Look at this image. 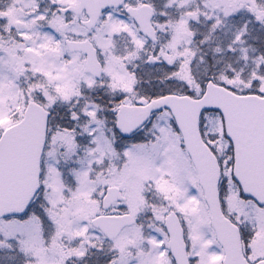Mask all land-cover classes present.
I'll return each instance as SVG.
<instances>
[{
	"label": "rangeland",
	"instance_id": "obj_1",
	"mask_svg": "<svg viewBox=\"0 0 264 264\" xmlns=\"http://www.w3.org/2000/svg\"><path fill=\"white\" fill-rule=\"evenodd\" d=\"M191 1L194 0H147L154 9V23L162 35L161 40L167 37L164 39L167 42L164 49L167 55L166 63L171 64V60L181 58L186 65L192 66L190 71L182 70L179 77L190 89H196V96L208 77L214 79L218 73H223L222 75L229 73L227 78L219 76L217 79L232 91L237 90L241 93L258 89L263 95L264 55L259 53L262 34L257 30L254 21L250 17H244L243 26L237 30L218 23V17L232 13L233 6L239 1L250 4L253 0L227 2L202 0L204 11L210 12L211 17L201 12L194 19L201 18L203 21L212 20L218 23L214 24L218 37L217 48L213 51V68L206 64L205 58L197 57L196 47L193 48L188 26L190 17L187 15L192 10L188 11ZM12 2L5 12V33L8 36L0 42L5 52V54L0 52V135L5 129L20 121L25 105L30 101L32 88L28 82L23 90L19 87L22 69L28 71L30 76L45 75L50 86L56 90L53 92H58L54 95L57 99L62 97V101L66 100L72 90L69 70L63 67V64H56L52 59L54 52L60 55L62 52L58 31L61 19L45 12L26 16L25 13L30 8L37 10L40 3L43 4L45 0ZM236 7L237 5L235 10ZM167 13H172L175 18V22L170 26L162 23ZM118 18L110 16L107 27L98 33L101 39L105 34L113 35L123 29L130 35H136L130 23L126 21L123 23L122 19ZM10 29L23 40L16 41L15 44L14 37L9 33ZM209 36H212V33ZM206 43L202 40V44ZM108 44L109 42H101L103 46ZM179 49L182 51L181 54L177 53ZM7 53L17 56L14 68ZM226 63L229 66L227 72L224 69ZM108 64L107 74H110L111 80H115L116 84H120L117 80L123 79L113 74L118 75L121 71L115 62L109 61ZM148 71L151 75L153 68L148 67ZM36 92L42 93L44 101L48 103L46 94L49 91L37 86ZM85 109L84 113L88 116L89 122L98 131L92 139L93 148L85 156H77L76 142L71 147L69 139L65 138L67 144L61 139L64 137L53 136L49 144V149L55 144L65 145L62 147L64 154L59 155L48 150L45 159L48 170V181L45 184L49 190L46 196L47 205L53 212L55 205L62 203L65 205L59 214L52 216L48 214L53 225V233L47 235L49 241L43 238L40 221L32 216L36 212L33 209L32 215L30 214L23 223H0V251L9 252L14 249L15 253L23 258L22 264H65L71 257L76 263L89 264L87 254L89 249H101L105 242L104 237L90 225V221L97 214V203L93 200L97 191L109 186L121 188L127 198L124 206L130 214L137 216L145 209V184L151 183L155 191L164 198L159 208H153L156 210L154 220L159 225L155 223L149 234L144 236L148 238L147 240H143L141 228L137 225L123 231L115 240L112 249L118 252V259L112 260L109 264H172L168 237L161 219L167 212L173 210L184 221L190 245L189 258H196L195 264H221L223 253L212 231L202 190L194 168L190 166L189 158L183 151L180 136L170 114L163 111L155 116L147 131L151 136L143 135L147 139V144H127L128 147L122 153L124 162L120 171L115 166H107L102 177L92 179L93 169L101 167L113 157V142L106 141L107 130L103 129V121L98 119L101 108L87 105ZM202 122L205 142L214 150L222 167L221 199L225 205V212L228 216L234 217L246 230L251 240L250 259H258L264 256V211L250 200L242 198L240 189L232 178L233 151L225 137L221 116L218 113H206ZM63 158L64 162L73 165L75 169L71 174L75 188L68 194L69 201L59 196L62 190L60 183L62 175L58 172V166L60 159ZM61 239H66L67 242H61ZM11 241L15 243L16 248H10L8 243ZM80 241L83 243L82 246L68 248V244ZM141 243H145L146 246L141 247L146 249H141L137 256H130L125 252L128 249H139Z\"/></svg>",
	"mask_w": 264,
	"mask_h": 264
},
{
	"label": "water",
	"instance_id": "obj_2",
	"mask_svg": "<svg viewBox=\"0 0 264 264\" xmlns=\"http://www.w3.org/2000/svg\"><path fill=\"white\" fill-rule=\"evenodd\" d=\"M105 2L109 0H103L101 4ZM91 3L92 0H81V8H90ZM143 9L147 15L143 25H139L143 34L153 40V31L149 26L152 16L148 8ZM98 12L95 10V15ZM89 64L93 66L92 57H89ZM97 71L98 69L95 70ZM163 108L171 111L195 164L206 193L218 241L228 251L225 264H244L239 257L237 230L224 220L220 212L216 194L219 171L215 159L200 141L198 120L204 110L223 112L227 134L235 147V177L247 195L264 205V100L234 98L224 90L208 84L206 94L200 101L165 97L151 102L145 108L132 109L131 116L122 111L118 116V129L124 136H129L143 126L152 113ZM40 114L28 109L23 123L8 130L0 139V218L24 214L38 190L39 162L46 131V120ZM116 193L114 189L109 191V200L106 199L104 209L113 202L121 201ZM133 223L129 216H124L96 220L93 225L104 231L111 240ZM165 224L171 237V251L176 263L187 264L182 233L176 218L170 215Z\"/></svg>",
	"mask_w": 264,
	"mask_h": 264
},
{
	"label": "flooded vegetation",
	"instance_id": "obj_3",
	"mask_svg": "<svg viewBox=\"0 0 264 264\" xmlns=\"http://www.w3.org/2000/svg\"><path fill=\"white\" fill-rule=\"evenodd\" d=\"M64 23L67 25L68 17L64 18ZM65 40H68V37H65ZM129 51V50H128ZM66 53H68L66 51ZM139 52L136 54L138 55ZM80 58H82L80 56ZM135 59H138L136 56L132 61H135ZM83 62H79L76 64L77 68L79 70L82 69ZM75 70V69H74ZM137 71L141 72V66L137 64ZM84 77L86 75L81 74L78 83L79 85L83 83ZM108 81L107 79L103 80L101 83L94 85L91 87L90 84H87L82 89H78L79 92H74L73 97L77 100L81 101V98L87 96H91L93 98V101L95 105L106 112L112 113L110 115L111 119L115 118L116 111L124 106V105H130L131 102L134 99H137V94L142 95V90H133L131 89L132 83L131 80L129 87L125 84H110L105 83ZM109 86V89H106V86ZM84 109V107H81ZM105 122L102 124L103 129L108 128V126H111V123H108L107 116L105 118ZM60 132L57 134V136L64 137L61 138L65 141V144H67V141L65 138L69 139L71 141V147L75 145L76 142V152L77 156H85L89 150L93 148L94 142L92 139L98 134L97 130L93 128L92 124L89 122V118L85 113H83L82 116H76L74 115L69 121L67 122H59L58 124ZM104 133V131H103ZM105 134V133H104ZM56 133L54 134V136ZM106 135V134H105ZM121 144L120 151H124L126 148L123 147V142ZM63 146H65L63 143H60L59 145L55 144L53 148L51 149V152H57V154L62 155L63 152ZM67 146V145H66ZM60 147V149H58ZM70 149V148H68ZM64 160V158H63Z\"/></svg>",
	"mask_w": 264,
	"mask_h": 264
},
{
	"label": "trees",
	"instance_id": "obj_4",
	"mask_svg": "<svg viewBox=\"0 0 264 264\" xmlns=\"http://www.w3.org/2000/svg\"><path fill=\"white\" fill-rule=\"evenodd\" d=\"M161 86V88H165L164 85H161L160 83L156 85V87ZM176 88H178L179 90L176 91L178 93H182V94H187V95H194V93L192 91H190L183 83H180ZM162 93L160 94H156V93H152L149 95L148 99H153L157 96H160ZM148 220L152 221L151 216L147 217Z\"/></svg>",
	"mask_w": 264,
	"mask_h": 264
}]
</instances>
